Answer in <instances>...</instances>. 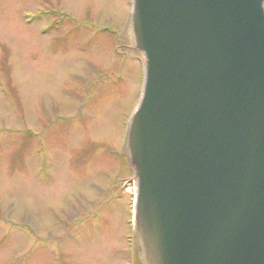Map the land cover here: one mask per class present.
<instances>
[{
    "label": "rangeland",
    "instance_id": "1",
    "mask_svg": "<svg viewBox=\"0 0 264 264\" xmlns=\"http://www.w3.org/2000/svg\"><path fill=\"white\" fill-rule=\"evenodd\" d=\"M132 0H0V264H139Z\"/></svg>",
    "mask_w": 264,
    "mask_h": 264
},
{
    "label": "water",
    "instance_id": "2",
    "mask_svg": "<svg viewBox=\"0 0 264 264\" xmlns=\"http://www.w3.org/2000/svg\"><path fill=\"white\" fill-rule=\"evenodd\" d=\"M140 264H264V0H132Z\"/></svg>",
    "mask_w": 264,
    "mask_h": 264
}]
</instances>
